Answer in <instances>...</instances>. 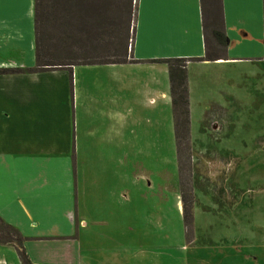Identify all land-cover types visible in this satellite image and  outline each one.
<instances>
[{
  "label": "crops",
  "instance_id": "crops-1",
  "mask_svg": "<svg viewBox=\"0 0 264 264\" xmlns=\"http://www.w3.org/2000/svg\"><path fill=\"white\" fill-rule=\"evenodd\" d=\"M220 4L222 58L187 64L191 124L193 65L264 63V0ZM217 13L213 0L205 9L202 0H138L127 63L0 73V218L25 238L34 264H82L90 199L131 202L126 191L114 198L128 127L174 122L168 66L158 60L202 58ZM35 19L36 0H0V70L36 66ZM78 66L111 72L80 79ZM0 264H22L14 245L0 244Z\"/></svg>",
  "mask_w": 264,
  "mask_h": 264
},
{
  "label": "rangeland",
  "instance_id": "rangeland-1",
  "mask_svg": "<svg viewBox=\"0 0 264 264\" xmlns=\"http://www.w3.org/2000/svg\"><path fill=\"white\" fill-rule=\"evenodd\" d=\"M38 4L43 59L97 60L104 50L130 56L138 0ZM87 70L111 72L78 66V77ZM190 74L192 124L181 172L173 120L128 127L114 198L126 191L131 202L125 194L120 203L90 199L78 243L82 264H264V63L193 65Z\"/></svg>",
  "mask_w": 264,
  "mask_h": 264
},
{
  "label": "trees",
  "instance_id": "trees-1",
  "mask_svg": "<svg viewBox=\"0 0 264 264\" xmlns=\"http://www.w3.org/2000/svg\"><path fill=\"white\" fill-rule=\"evenodd\" d=\"M215 6H217V21H219L218 27L212 29L211 34L215 41L212 45L209 41L208 30L206 26V53L202 58H168L160 59L159 62L165 63L168 66L169 78H170V92L172 98L174 122H175V137L177 143V154L179 162V171L181 172V152L182 145H186L190 140V102H189V88H188V70L187 64L191 60L198 61H215L222 58V51L226 48L227 37L224 31L221 29V4L220 0H213ZM206 0H202L203 8L205 9ZM38 0H36V20L38 19ZM136 21V19H135ZM135 33V28H134ZM37 35V33H36ZM123 50L126 49V40L123 42ZM125 44V47H124ZM221 52V53H220ZM121 58L110 57L104 50L102 58L100 59H88L81 62L68 61L66 63L51 62L48 59H43V56L39 50V37L36 36V66L29 69H4L0 70V73H15V72H42L50 69L57 68H69L74 65H87V64H108V63H127L129 61L128 53L122 52ZM119 55V54H116ZM189 145V144H188ZM25 238L20 232L13 226L5 223L0 218V244H11L18 249L20 260L22 264H34L29 258L24 248Z\"/></svg>",
  "mask_w": 264,
  "mask_h": 264
}]
</instances>
